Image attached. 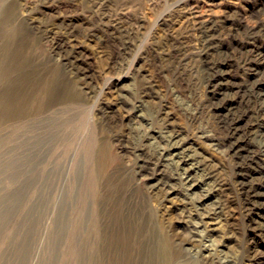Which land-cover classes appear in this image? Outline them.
<instances>
[{
  "label": "bare ground",
  "instance_id": "1",
  "mask_svg": "<svg viewBox=\"0 0 264 264\" xmlns=\"http://www.w3.org/2000/svg\"><path fill=\"white\" fill-rule=\"evenodd\" d=\"M254 13L240 10L236 14L237 24L223 16V9L217 16L196 14L193 20L200 38V46L195 49L199 78L188 80L176 66L168 83L177 89L176 95L181 97L182 92V98L189 102L195 98V87L203 86L205 99L196 102L194 107H180V110L193 126L195 137L216 142L223 151L229 161L228 174L203 153L191 154L193 137L172 120L170 104L151 79L144 78L137 98L123 103L120 109L101 106L96 121L86 114L83 99L78 98L68 79L73 73L81 81L86 80L91 73L90 67L84 66L87 58L79 39L95 36L107 45L115 38L117 29L130 35L133 33L131 26H134L130 14L117 13L115 16L119 21L110 28L101 26L107 15L105 12L92 20L61 17L58 25L62 34L58 37L42 33L39 38V28L24 21L16 40L0 37L2 42L5 41L0 49L1 156L7 164L16 165L15 174L20 181L26 175L35 178L38 175L37 183L45 177L50 196L46 206L51 212L49 237L46 236L49 251L55 253L59 250L58 244L64 242L67 245L65 258L87 264L92 261V264H154L157 261L161 264H197L194 257L201 259V264H216L214 251L217 249L212 248L215 243L209 228L219 224L223 229L226 226L225 211L234 206L243 216L250 239L247 240V253L241 251L238 261L233 260V264H264V17L260 18L264 8ZM134 22L139 24L140 21ZM47 37L54 41L52 58L57 64L52 68H47L52 59L39 62L34 55L22 56L23 52L16 49L12 52L11 45L21 47L27 38L38 42ZM225 37L230 40L226 41ZM113 41L110 46L112 57L129 48L128 41L121 44ZM171 55L175 63H181L182 60L177 61L178 50L172 51ZM151 99L157 103L152 124L159 126V138L163 143L159 144L160 150L153 148L154 153L145 155L143 148L149 145L150 126L141 131L131 127L129 136H123L115 129L126 121L138 120L137 109L142 110ZM117 141H127L124 150L130 151L134 158L129 166L110 173L107 169L110 149ZM167 160L174 165L175 171L168 176L161 169ZM145 170L150 171L151 182L148 190L142 192L135 179ZM177 185L198 195L192 208L188 207L179 215L182 228L189 236H184L183 230L167 231V227L158 222L157 212L151 209L153 196L170 200L169 196L179 189ZM35 187L37 192L42 189L39 185ZM57 193L61 199L58 203L55 201ZM175 248L186 251L189 257L181 259L172 251Z\"/></svg>",
  "mask_w": 264,
  "mask_h": 264
},
{
  "label": "rangeland",
  "instance_id": "2",
  "mask_svg": "<svg viewBox=\"0 0 264 264\" xmlns=\"http://www.w3.org/2000/svg\"><path fill=\"white\" fill-rule=\"evenodd\" d=\"M48 1H49L48 3H44L43 1L40 0H0V33L2 34L0 35V37L3 36L4 39L10 38L16 40V37L18 38L19 28L21 24L23 25L22 22L24 21H28L32 24H35L39 28V32L37 33V36L39 38L41 37L42 33H48L49 36L51 34H54L55 36L58 37L62 34L61 33L62 30L58 25L59 23L58 21L61 17L69 16L68 18H72L76 21L85 20V18L86 20H92L95 17H98V15H100L101 13L105 12L107 13L106 18L104 20L105 23L103 22L101 26L104 28H108V27L110 28L111 26H113V24L119 21L115 16L117 13H123L126 16H129L130 14L129 19H131L132 23L134 24V26H131L133 28V33L130 34L131 36L126 31L117 29L114 34L115 38H113V40H115L119 44L123 43L124 41H128L130 45L128 49H126L122 54L116 55V57L111 56L110 48L114 43L112 39L110 40L111 45L110 44L105 45L101 43L99 38L95 36L89 38L82 37L79 39L81 50L84 52L87 58L86 61L84 62V66L90 67L89 70L91 71V73L86 80L81 81L80 78L75 77V74L73 73L69 74L68 79L72 84L74 90L77 91L78 98L83 99L85 108L87 110L86 114L91 115L92 118L96 121L99 117V115H97V111L99 107L108 105L107 107H113V108L116 107L120 109L123 103L128 104L129 102H131L133 98L134 99L137 98V95L140 91L139 87H141L142 83L144 82L145 80L144 78L151 79L152 81L155 82V85L157 86L160 93H162L164 100H166L170 104L169 107L171 111L172 120L180 127H184L185 129H187L188 135L193 137V141L191 142V145L193 149L196 151L194 150L191 151V154H195L196 152L203 153L205 156L212 158L214 163H216L217 165L219 164V166L223 168L224 173L226 172L228 174L229 161L225 156V154L223 153V151L220 148H218V146L215 144L216 142L206 141L202 138L195 137L193 134L194 133L193 126L188 124L185 116L181 112L182 110H180V107H194L196 102L205 99V90L203 86L200 84L197 85L198 87L197 86L195 87L194 93L196 94L193 93L195 98L189 102L188 99H185L184 97L182 98L183 96L182 92L180 93L181 97H179V95H176L174 91H176L177 89L175 90L173 85L168 86V83L171 81L172 78L171 74H173V70L176 69V66L178 69H181L185 73V76L186 75L188 76V77L186 76L188 80L199 78L198 73L196 72L197 63L195 60V55L200 46V38L198 31L196 30L195 27V23H194L195 20H193L195 19L196 14L203 13L204 15L207 16H217L220 10L223 9L224 10L223 16L225 15V17H227L229 22L237 24L238 22L235 21L237 19L236 16L237 12H239L240 10L243 11V9H247L249 12L254 13V11H258L260 8H264V0H254V1L253 0H249V1L248 0H208V1L207 0H116V1L115 0H78V1L48 0ZM98 1L99 3H97ZM101 1L103 5L100 4ZM216 11L217 13H215ZM9 15L10 17L11 16L12 17L9 18ZM90 15L92 16L90 17ZM261 17H264V15H261L260 18ZM16 18H18V20ZM134 21H140V22L139 24H135ZM2 30L3 32H1ZM108 34L109 32L106 33V35ZM27 39L28 40L26 39L24 40L25 46L22 44L21 47L18 46L17 48H15L14 46L11 45V48L13 47L12 49H14L12 52H15L16 50L19 52L20 50V53L21 51L23 52L21 53L22 56L34 55L39 62L41 61L48 62L50 61V59H52L51 62H48L47 68H52L56 66L57 61L56 59L55 60L53 59L54 41L51 38L48 37L45 39L41 38L40 41L38 42L34 41L35 39L33 38L31 39L27 38ZM227 39L230 40L229 37H225L226 41H228ZM4 43L5 41L2 42L1 39L0 49H2L1 47L2 45H5ZM174 50H178L179 53L178 56L180 57H178L177 61L182 60L181 63H175V61L171 58L172 57L171 53ZM18 52L16 54H18ZM163 66L166 67L164 68ZM86 81L87 83H85ZM81 89L84 91L83 93H81L82 91ZM40 96L41 95H39L38 93V98ZM178 99L179 101L180 100L181 101L179 102ZM178 102L180 106L178 105ZM156 109H157V103L155 102V100L151 99L150 102L144 104L142 110L137 109L136 113L139 116L138 120L135 119L134 121L132 120L130 122L126 121L122 126L118 125L115 129V131H117L119 134H122L123 136L126 135L129 136V131L131 130L130 129L131 127H138L139 130L140 129L147 130L149 129L148 126H150L151 127L150 132L151 134L153 133L152 135L154 136L150 134L151 138L148 140L149 145L143 148L146 152V153L144 152L145 155H151L152 153H154L155 150L153 148H155L156 150H160L161 147H159L160 146L159 144L163 143L160 140L161 138H159L161 137L160 136L161 133L159 132L160 131L159 126L156 123L152 124V119H153L152 116L155 115ZM104 134L106 135L105 132ZM117 142L110 149L111 157H109L108 160L109 164L107 168L110 173H113L122 166L125 167L129 166V162H131L134 158V155L130 153V151L125 152L124 150L127 141H121V142L117 141ZM2 152L3 150L0 148V264H66V263L83 264L85 263L83 261H76L65 258L64 252L66 251L67 245L64 244V242H60L58 244L59 250L56 251L55 253L49 251L50 250L49 244H47L49 243V239L47 237H49V232H50L51 212L48 210L49 207H47L48 206L47 203H49L48 200L50 199V196L48 195L49 192L47 189V185L45 184L47 183L46 179L45 177H43V179H41V181L37 183L38 175L36 174L37 178H35L34 176L33 178L30 175H26L25 179L23 181H20L19 176L16 175L17 174L16 165L7 164L6 161H4V158L1 156L3 155ZM121 160L124 161L125 163L122 162ZM36 166L37 165L35 164V167ZM173 167L174 165H171V163L167 160L163 165V167H161V169L163 170L162 172H164L168 176L175 172L173 171ZM37 168H39V166ZM149 177H150V171L145 170L144 174L137 175L135 179V183L138 189L141 190L142 192L148 190V185L151 182ZM30 185L34 187L32 188ZM35 185H39V187H41L42 189L39 192H37V190H35L36 189ZM177 188H179L178 189L179 191L177 190V193L169 196L170 200L166 201L162 196L161 197L153 196V199L151 200L150 203L151 209L154 212L156 211L158 214V218H157L158 222L161 223V225H163L164 228L167 227L166 230L169 232L171 231L170 233L176 230L178 231L183 230L182 228L183 221L180 220L179 218L181 216L180 213H182L183 211L186 212L190 207L192 208L193 206L192 202L194 201L196 203L197 201L196 199L198 197V195H195L197 193L192 194V191H188L186 189L184 190V188H181V186L179 185H177ZM41 193L44 194V196ZM57 195L55 201H57L58 203L59 200H61L60 193H57ZM233 207L234 206L230 207L225 211L226 215L224 216H226V220L224 222H226V226H224L223 229L222 227H219L220 226L219 224H218L219 226L216 225L218 228L216 226L209 228L212 231L211 233H213L212 240L214 239L213 243H215L214 244L215 247L213 246L212 248L217 249L219 251V252L217 250L214 251L215 253L214 258L216 264H230V263L233 264L234 261H238L239 255L242 252L246 251L245 253H247L248 250V246H249L248 242L250 239V235L248 236L249 234L248 229L244 224L245 222L243 220L242 214L239 212V210L236 207L234 208ZM33 213L36 214L35 215L36 217H33L34 215ZM38 216L40 217L39 219ZM227 223L230 224V226ZM240 231L242 234L240 233ZM182 234L184 236H189V234L186 231L184 232V230ZM259 242L262 243L263 240H259ZM244 244L245 246H242ZM172 251L177 253L178 256L180 255L179 257L181 259H185L189 257L188 253L181 249L175 248ZM192 256L194 257L195 255L193 254ZM193 260H195L196 263L198 262L197 264H201V259H197V257H194ZM222 260H224L225 262L224 261L222 262ZM92 263L93 261L91 262V264ZM161 263H162L161 261H157L154 264H161Z\"/></svg>",
  "mask_w": 264,
  "mask_h": 264
}]
</instances>
